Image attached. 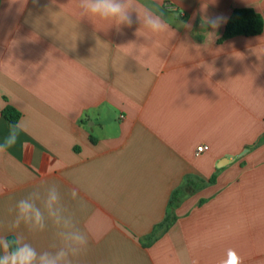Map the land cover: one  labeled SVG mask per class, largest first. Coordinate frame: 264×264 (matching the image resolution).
<instances>
[{
  "label": "crops",
  "instance_id": "1",
  "mask_svg": "<svg viewBox=\"0 0 264 264\" xmlns=\"http://www.w3.org/2000/svg\"><path fill=\"white\" fill-rule=\"evenodd\" d=\"M139 2L170 31L94 21L78 0H0V142L23 129L0 151V235L18 200L56 185L88 235L73 264H226L229 250L264 264V0ZM234 9L262 32L223 39ZM19 231L38 252L60 244L51 223Z\"/></svg>",
  "mask_w": 264,
  "mask_h": 264
},
{
  "label": "clouds",
  "instance_id": "2",
  "mask_svg": "<svg viewBox=\"0 0 264 264\" xmlns=\"http://www.w3.org/2000/svg\"><path fill=\"white\" fill-rule=\"evenodd\" d=\"M79 15L108 25L131 27L139 23L144 35L158 36L170 31L163 13L143 5L139 0H78ZM224 21L223 17L209 18L207 23L213 28ZM140 32V31H139ZM23 131L12 126L0 142V151L13 147ZM71 197L78 195L72 189ZM61 193L56 185L48 187L42 195L33 191L18 200L13 209L14 217L8 224V233L0 235V264H73V258L80 255L88 245V235L77 227L73 217L66 214ZM51 223L57 229L60 244L51 251H37L19 231L23 225L29 231L43 232ZM226 264H243L242 258L229 250Z\"/></svg>",
  "mask_w": 264,
  "mask_h": 264
},
{
  "label": "trees",
  "instance_id": "3",
  "mask_svg": "<svg viewBox=\"0 0 264 264\" xmlns=\"http://www.w3.org/2000/svg\"><path fill=\"white\" fill-rule=\"evenodd\" d=\"M263 30L262 17L252 9H234L224 29L222 38L228 39L234 36H256ZM2 116L11 123H16L20 117L12 107H5Z\"/></svg>",
  "mask_w": 264,
  "mask_h": 264
},
{
  "label": "built area",
  "instance_id": "4",
  "mask_svg": "<svg viewBox=\"0 0 264 264\" xmlns=\"http://www.w3.org/2000/svg\"><path fill=\"white\" fill-rule=\"evenodd\" d=\"M208 150V147L206 145H201L197 147L196 149V156L200 155L203 152H206Z\"/></svg>",
  "mask_w": 264,
  "mask_h": 264
}]
</instances>
